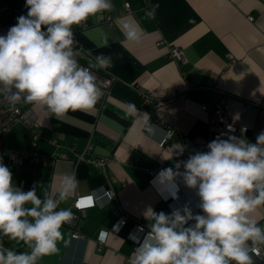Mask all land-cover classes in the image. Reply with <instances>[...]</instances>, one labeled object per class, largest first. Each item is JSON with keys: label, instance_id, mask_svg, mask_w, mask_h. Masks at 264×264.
I'll return each mask as SVG.
<instances>
[{"label": "crops", "instance_id": "crops-1", "mask_svg": "<svg viewBox=\"0 0 264 264\" xmlns=\"http://www.w3.org/2000/svg\"><path fill=\"white\" fill-rule=\"evenodd\" d=\"M124 2L132 12L122 11ZM112 3V11L89 18L83 29H73L75 39L95 58L103 55L111 60L109 70L115 79L102 104L91 113L70 111L60 120L39 105L23 104L37 126L28 128L20 123L22 126L10 131V139L5 138L7 146L16 148L25 144L34 130H41L46 137L36 140V153L50 157L62 151L68 156L46 164L24 161L12 173L15 182L31 179L38 195L55 197L62 178L74 174L78 191L61 203V208L70 207L76 196L96 192L92 206L74 210L81 236H70L65 225L58 253L38 264H129L136 247L129 233L137 223L147 222L143 213L148 207L165 211L166 200L177 193L173 186L156 181L159 172L154 173L175 166L172 144L179 142L189 148L197 143L192 154L206 151L207 144L221 135L213 134L211 115L201 109L207 85H217L228 96L229 119L245 124L253 142L264 131V0ZM155 5V18H146ZM114 13L113 22L103 21L105 14ZM124 20L137 27L140 42L125 38L119 27ZM171 46L180 48L183 64L172 58ZM129 103L139 110L134 117H126ZM147 115L157 126L152 135L145 131ZM167 129L172 134L159 145ZM83 150L85 159L75 160L74 154ZM97 159L102 164H97ZM178 183V199L171 198L169 206L190 204L199 213L195 190ZM107 188L113 192L110 200L103 191ZM119 214L126 217L124 225L108 233L105 243L99 245L98 231L108 229ZM255 217L264 226V209ZM254 259L255 264H264V257Z\"/></svg>", "mask_w": 264, "mask_h": 264}, {"label": "clouds", "instance_id": "clouds-1", "mask_svg": "<svg viewBox=\"0 0 264 264\" xmlns=\"http://www.w3.org/2000/svg\"><path fill=\"white\" fill-rule=\"evenodd\" d=\"M157 7L146 12V18L154 19ZM24 8L26 14L0 34V95L11 106L39 105L57 120L70 111L91 113L102 98L93 69L107 70L112 64L100 55L94 63L82 65L73 29L112 11V0H25ZM119 27L128 41L140 42L141 33L132 22L124 20ZM138 111L129 103L126 117ZM144 126L149 135L157 127L149 115ZM234 131L229 126L228 133ZM245 131L242 128L239 137L222 133L206 151H195L158 173L156 181L173 186L177 193L178 181L195 190V207L201 212H194L190 204L170 205V213L148 207L143 213L147 232L138 226L129 233L136 244L129 264H255L254 257L264 249V226L255 217L264 209V131L254 143ZM184 151L182 144L173 146L177 157ZM78 188L75 175H65L56 196L42 198L36 187L24 191L18 186L0 160V264H38L58 253L64 240L61 229L75 219L71 207L60 205ZM177 193H172L173 199H178ZM95 198L94 191L78 199L76 207L91 206ZM107 235L101 230L99 240L104 242Z\"/></svg>", "mask_w": 264, "mask_h": 264}, {"label": "built area", "instance_id": "built-area-1", "mask_svg": "<svg viewBox=\"0 0 264 264\" xmlns=\"http://www.w3.org/2000/svg\"><path fill=\"white\" fill-rule=\"evenodd\" d=\"M144 3L147 2V0H143ZM25 0H0V34L6 33V31L9 29L10 26L14 25L16 23V18L22 14H26L27 9L24 8ZM123 6V12H132L131 8L128 4V2H124ZM116 18V14H105L103 21L105 22H113V20ZM87 25V22L84 23L81 26H77L78 29H83ZM78 57L80 60V63L82 65L87 66L89 62L94 63L95 57L91 54V52L84 46L78 43L76 46ZM169 53L171 54L172 58L175 59L179 64H183L185 62V57L183 56L182 51L177 46H171ZM94 74L98 77V82L102 86V98L99 101L97 107H99L105 96H107L110 93L111 85L115 79L114 74L109 70H99V69H93ZM216 78H213V83L216 82ZM146 100H148L146 98ZM201 109L204 111H208L211 115L212 119V132L213 134H222V133H228L229 126L235 129L234 133L229 134H235L236 136L241 135V129L244 128L246 131L244 132V136L251 142H253L249 136L247 135L248 127L245 124L236 123L229 119L228 117V109H229V102H228V96L221 90L217 85H207L205 87V98L203 102L201 103ZM24 124L26 127L31 128L37 126L36 121L34 120L33 115L29 111V109L25 108L23 103H17L15 106L9 105L8 101L4 98L3 95H0V160L3 161V163L9 167H18L21 165L24 161H33L37 164H46L47 162H52L56 158H68L67 154L65 152L59 151L55 152L50 157L41 156L38 153L35 152L33 147L36 144V140L42 136L46 137V134H42L41 130H34L31 138L23 145L18 146L16 148L7 146L5 143V138L3 134L5 132L10 131L14 126L18 124ZM172 134L171 129H167L165 132V135L160 140L159 145H163L168 137ZM51 142H54L53 139L50 140ZM179 143V142H177ZM254 143V142H253ZM176 143L172 144V150L173 146ZM180 144V143H179ZM197 143L191 144L189 148H186L182 156L177 157L174 153V156L177 159V162L179 160H183L182 158L184 156H188L191 154V149L196 148ZM203 147V146H202ZM200 148V146H198ZM86 153V150H83L80 153H75L73 158L77 161L85 159L84 154ZM97 164H102V162L97 159ZM162 169L155 170L154 173L160 172ZM18 186L22 187L24 191H28L32 187H35V182L31 179L22 178L18 182H15ZM107 191V197L111 196V199L114 197L113 192L111 189L107 188L105 189ZM105 194V192H104ZM178 194V193H177ZM87 195L82 196H76L71 204V208L74 214V221L70 225H66L69 227V235L72 237H80L81 234L77 230V217L75 216L74 210L76 209H82L76 207V202L78 199L84 198ZM173 199V197L171 196ZM94 204V203H93ZM92 206V205H91ZM90 207L89 205H85L83 208ZM126 220V217L124 215H118L117 219L113 222L111 226H109L108 229H101L105 231L107 234L110 232H117L120 230V228L124 225ZM148 221L147 222H140L136 224V228L138 226H143L145 228V232L148 230ZM118 228V230H115ZM97 233V242L99 245L105 243L101 242L99 240V233ZM260 257H264V251H261Z\"/></svg>", "mask_w": 264, "mask_h": 264}, {"label": "rangeland", "instance_id": "rangeland-1", "mask_svg": "<svg viewBox=\"0 0 264 264\" xmlns=\"http://www.w3.org/2000/svg\"><path fill=\"white\" fill-rule=\"evenodd\" d=\"M20 125H21V124H20ZM20 125H19V126H20ZM21 126H22V125H21ZM15 127H16V126H15ZM15 127H14V128H15ZM19 128H20V131H21V127H19ZM19 128H17V132L19 131ZM10 131H12V129H11ZM10 131L5 132V133L3 134L4 138H6V140H9V139H10V135H11V132H10ZM30 138H31V137H30ZM30 138H29V139H30ZM16 169H17L16 167H11V168H10V170H11L12 173H14L13 171H15Z\"/></svg>", "mask_w": 264, "mask_h": 264}, {"label": "water", "instance_id": "water-1", "mask_svg": "<svg viewBox=\"0 0 264 264\" xmlns=\"http://www.w3.org/2000/svg\"><path fill=\"white\" fill-rule=\"evenodd\" d=\"M247 135H248V132H247ZM171 201H172V199H171V198H168V199L166 200V202H165V205L163 206V209H164L165 211H167V212H170V211H171L170 206H169V204L171 203ZM198 212H201V210L198 209Z\"/></svg>", "mask_w": 264, "mask_h": 264}, {"label": "trees", "instance_id": "trees-1", "mask_svg": "<svg viewBox=\"0 0 264 264\" xmlns=\"http://www.w3.org/2000/svg\"><path fill=\"white\" fill-rule=\"evenodd\" d=\"M17 250H23L21 246H17Z\"/></svg>", "mask_w": 264, "mask_h": 264}]
</instances>
